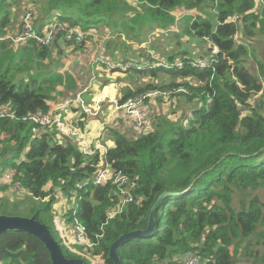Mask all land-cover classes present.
Here are the masks:
<instances>
[{"label":"trees","instance_id":"trees-1","mask_svg":"<svg viewBox=\"0 0 264 264\" xmlns=\"http://www.w3.org/2000/svg\"><path fill=\"white\" fill-rule=\"evenodd\" d=\"M184 10L171 52L162 46L147 60L132 52L119 57L111 40L103 55L111 66L100 57L93 62L111 72L149 78L143 85L119 87L118 105L160 94L177 102L174 112L181 110L177 121L157 115L159 123L144 134L108 128L113 145L103 160L129 178L134 200L124 204L117 184L95 183L102 170L99 150L85 154L56 125L35 133L22 118L49 112L59 99L82 89L68 70H56L69 47L75 54L87 52V42L104 28L124 35L129 30L139 34L145 26L173 31L176 14ZM28 14L32 31L44 40L54 24L78 27L84 38L77 41L62 31L53 46L33 36L18 40ZM258 33L264 40V0H0V109L13 111L0 117V171L14 174L0 182V213L7 214L10 196L23 190L26 198L41 201L28 216L36 214L46 224L41 216L53 221L58 194L66 196L74 205L64 219L84 224L89 241L97 243L94 252L103 251L106 264H114L111 245L122 234L147 227L158 197L188 189L162 201L152 235L117 247L121 264H179L190 252L202 256L201 264H264V199L256 193L264 189V65L261 74L246 65V43ZM186 34L195 41L194 50L182 41ZM214 47L219 50L215 57ZM197 60L209 63L200 67L194 65ZM105 78L107 85L110 78ZM88 92L95 90L91 86ZM79 125L84 128V121ZM17 181L19 193L12 192ZM62 248L67 257H77ZM0 264L52 260L38 237L9 230L0 235Z\"/></svg>","mask_w":264,"mask_h":264},{"label":"rangeland","instance_id":"rangeland-1","mask_svg":"<svg viewBox=\"0 0 264 264\" xmlns=\"http://www.w3.org/2000/svg\"><path fill=\"white\" fill-rule=\"evenodd\" d=\"M184 14H186L185 10L176 14L178 19L176 24L173 26V31H171V27L164 31L161 28H156V26H145L143 30L139 31V34L136 32H131L129 30V33L124 35L123 33L113 34L109 28H104L103 31H100V33L96 31V35H94L92 41L87 42V52H79V54H75L70 50V47L67 49V55H63L59 60V64L62 62L64 63V65H58L56 70L60 72L68 70L70 73H72L74 78L78 79V84L81 85L80 88L84 90L85 87L88 89V87L90 88V86H92V88L95 90V94L99 93V97L94 95L90 98V101H87L86 97H84L83 103L87 106V108L79 107L82 110V114L80 115L79 113L73 115L75 116L73 120L72 116L66 117L68 120V126L71 125L73 126V128L68 132L64 131L65 136L75 138V140L78 141V139L82 135L86 136L85 133L87 131H90V133L88 134V140H90V142L92 143V145L90 144L92 150L91 153H94L96 149H99V153L101 155L104 148L101 147L100 144H96L93 147V143L96 141V139L100 140L101 137H103V139H107L108 128L121 129L122 131L126 132V134L129 133L131 129H133L136 133L144 134L147 133L148 130H152L154 126L159 123L158 117H165L169 118V120L174 121H177L181 118L180 109H177V111L175 112L173 111V106L176 108L179 107L177 102H173L168 98V96H162L160 94L139 95L137 98L139 104L137 108L136 105H133L132 103H129L130 106L128 107H119V87L124 86L126 82L131 86H133L135 83H137L138 85H143L149 80V78L147 76H142L140 77V79H137L133 78L132 76H125L118 70H114L111 72L110 68L102 69L99 66L95 65L93 62L97 60L98 57H100V60L98 61H101L111 66V64L107 60H105L106 58L103 56L105 52L110 51L111 46L106 48L105 50L104 48L105 45L111 40H113V44L117 46V48L116 46L113 47L114 54L119 57L123 56V54L127 52H132L133 54L147 60V55L157 57V53L154 50L163 51L164 49L162 46H166V51L171 52L176 47V45L174 44L176 41L174 33L180 31V28L177 26L179 25L181 18ZM20 15L22 16V13H20ZM258 34V38L250 39L246 43L248 48V57L246 65L250 70H255L258 74H261L260 68L261 65H264V40H262V34ZM137 37H139V40L136 39ZM187 40L188 42H186V44L189 47L190 45H194L195 41L186 34V36H183L182 41ZM235 41L241 43V39L237 35L235 36ZM138 49L143 50L144 53H140ZM194 49L190 47V50ZM114 66L116 68H123V64H121V67L117 65ZM105 77L110 78V82L107 85L103 84L104 80L106 79ZM122 77H126V81L121 80L120 82L119 78ZM103 91L104 93L100 94V92ZM76 92L69 93V96L75 94ZM147 97H149L148 102L146 101ZM105 103L106 105H108L106 108L104 107ZM131 108H134L133 110H137L136 113L131 114L129 112V110H132ZM69 109H71V106ZM153 110L155 112L154 114L152 113ZM183 110L187 111V106H185ZM101 111L103 113L104 120L101 121L99 118H94V120H92V117H97V115L100 114ZM261 111L264 112L263 105L261 106ZM138 116L144 118L141 125H138ZM81 120H83L85 123L84 129L79 125V122ZM3 174L4 172L0 171V182L4 180ZM19 191L15 192L19 193ZM256 193H259L262 199H264V189ZM3 194L4 193L0 192V197H2ZM23 194L24 191L22 190L20 196H10L11 199H13V202L10 203L12 207L6 209L7 211L5 212H7V214L28 216L31 211L35 210L36 207H39L41 201L36 199L34 200L31 197L26 198V195L24 196ZM49 199L50 197H47L42 200L47 201ZM73 205L74 203L72 201L70 203L68 202V197H63L61 194H58L57 203H55L53 206L54 216L59 212H61V214L63 215L66 209L73 207ZM41 219H46V224L51 229L53 236L61 242L60 235L58 230L56 229V224L54 223V220L52 221L51 218H44L42 216ZM63 251L64 254L67 253V250L64 249ZM258 264L262 263L258 262Z\"/></svg>","mask_w":264,"mask_h":264},{"label":"built area","instance_id":"built-area-1","mask_svg":"<svg viewBox=\"0 0 264 264\" xmlns=\"http://www.w3.org/2000/svg\"><path fill=\"white\" fill-rule=\"evenodd\" d=\"M232 20H235L236 17L231 18ZM25 24H24V31L23 34L19 37L18 40H23L27 37L33 36L34 38H37L39 42L44 43H51L53 42L55 35L59 34L62 31L68 32L70 36L76 35L77 41H81L84 38V33L81 32L80 28L74 27L70 28L68 26H56L54 24L51 27V32L47 35L45 40L39 36H37L31 29V23L29 14L25 17ZM235 38V37H234ZM219 53V50L217 47L213 48V57H215L216 54ZM213 59V58H212ZM211 61V60H210ZM209 62L205 60H197L195 61L194 65L205 67L207 66ZM179 65L182 66V62H179ZM87 88L85 87L84 90L82 89L79 91L76 95H72L71 97L65 99L63 102L59 103L58 105L54 106L53 109L49 112H43L38 111L35 113L27 114L23 116V121H28L32 123L33 131L35 133L39 132L41 128L47 127V126H53L56 125L60 128V130L65 133L68 132L73 128V126L67 124V118L65 115H63V112H66L67 109L70 108V106H79L81 108H87V106L83 103V95L86 93ZM138 96L135 98H130L125 104L122 106L128 107L130 106L129 103H132L133 105H136V108L138 107ZM140 98V97H139ZM119 107H122L118 105ZM132 110H129V112L136 113L137 110H133L134 108H131ZM13 116V111L11 109H0V117L5 116ZM139 123L138 125H141L143 122V119L141 116H138ZM65 131V132H64ZM80 144V149L85 154H90L92 152L90 144H87V142H82ZM101 147L104 148V152L101 153V162L99 166H102L101 172L96 176L95 183L102 185L106 184L109 181H112L114 184H117L119 187V194L122 197V201L124 204H127L128 202H131L134 200V196L130 190V188H127V185L129 184V178L121 172L116 173V171L103 160L104 154L106 152L107 147L101 145ZM93 154V153H91ZM13 171H6L4 173V180L10 181L12 179ZM19 181L15 183V185L12 186V192L19 191ZM20 192V191H19ZM16 193V192H15ZM118 212V211H117ZM116 212V213H117ZM115 213V214H116ZM64 214L62 215L61 212L55 214L53 217L54 223L56 224V229L59 232L61 244L65 246L69 251L76 254L77 257L73 258H81L84 259L87 264H106V258L104 255V252H94V247L97 245V243L89 241L87 229L84 224H82L79 220H75L74 222H67L64 219ZM202 256L195 252H190L186 256H184L181 259V262L179 264H201Z\"/></svg>","mask_w":264,"mask_h":264},{"label":"water","instance_id":"water-1","mask_svg":"<svg viewBox=\"0 0 264 264\" xmlns=\"http://www.w3.org/2000/svg\"><path fill=\"white\" fill-rule=\"evenodd\" d=\"M51 46H53L52 43ZM187 190L188 189L178 192L165 191L158 197L150 210L147 227L124 233L111 245L109 257L114 261V264H121V258L117 252V247L119 245L137 237H148L154 233L156 229V212L162 201L167 196L179 195ZM9 230L26 232L38 237L49 250L52 264H87L84 259L67 257L64 254L62 244L53 236L49 226L41 222L36 214L24 216L0 213V235Z\"/></svg>","mask_w":264,"mask_h":264},{"label":"crops","instance_id":"crops-1","mask_svg":"<svg viewBox=\"0 0 264 264\" xmlns=\"http://www.w3.org/2000/svg\"><path fill=\"white\" fill-rule=\"evenodd\" d=\"M91 87V86H90ZM90 89V88H89ZM88 89V90H89ZM104 91H106V90H104ZM104 91L103 92H100V94L101 93H104ZM88 92V91H87ZM78 93V91L75 93V94H73V96L74 95H76ZM94 95H96L97 97H99V93L98 94H91V93H87L86 95H84L83 96V98L84 97H86V100L87 101H90V98L91 97H93ZM72 96V95H71ZM71 96H68V97H71ZM68 97H66V98H68ZM65 100V99H64ZM64 100H58L57 102L58 103H56V104H54V106H56V105H58L59 103H61V102H63ZM112 101V100H111ZM93 104V103H92ZM111 105V104H110ZM108 105H106V103H105V105H104V107L106 108ZM73 112H76V113H73ZM80 113V115L82 114V110L79 108V106H76V105H74V106H72L71 107V109H67L66 110V112H63V115H65L66 117H71L72 116V120L74 119V117L75 116H73V115H75V114H79ZM93 119L92 120H94V118H99L101 121H103L104 120V116H103V113H102V111L100 112V114H98L97 115V117H95V116H93L92 117ZM93 123V122H92ZM91 127H92V124H91ZM84 128H85V126H84ZM83 128V129H84ZM129 132H134V130L133 129H131ZM90 133V131H87L85 134H86V136H81L79 139H78V142L79 143H81L82 144V142H87V144H91L92 145V143L90 142V140H88V134ZM96 144H100V145H103V146H106V147H108V146H112L113 145V141L111 140V139H109V138H107V139H103V137H101L100 138V140L99 139H96V141L93 143V147L96 145ZM110 144V145H109ZM97 150H99V149H97ZM103 152H104V150H103Z\"/></svg>","mask_w":264,"mask_h":264}]
</instances>
